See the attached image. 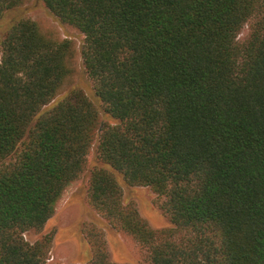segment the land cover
Here are the masks:
<instances>
[{"label":"trees","instance_id":"trees-1","mask_svg":"<svg viewBox=\"0 0 264 264\" xmlns=\"http://www.w3.org/2000/svg\"><path fill=\"white\" fill-rule=\"evenodd\" d=\"M25 0H0V17ZM83 36L94 94L59 95L74 46L21 18L0 40V264H45L34 243L97 139L88 206L150 264H264V0H41ZM249 35L237 36L244 25ZM49 106L48 108H46ZM100 131V133H99ZM124 186L147 187L172 228L154 230ZM87 264H114L103 233Z\"/></svg>","mask_w":264,"mask_h":264},{"label":"rangeland","instance_id":"rangeland-1","mask_svg":"<svg viewBox=\"0 0 264 264\" xmlns=\"http://www.w3.org/2000/svg\"><path fill=\"white\" fill-rule=\"evenodd\" d=\"M21 18L37 23L42 33L59 39H69L74 46V55L70 60L71 73L65 79L59 95L51 103L63 98L71 89L83 90L101 112L100 129L114 125L111 118L104 113L103 105L94 94L93 86L88 79L80 56L83 36L74 28L60 24L43 6L41 0H25L22 5L6 11L0 17V40L9 26ZM249 35L246 24L237 36V42L243 44ZM47 106L46 108H48ZM100 133V131H99ZM97 139L86 158L82 174L63 192L56 204L53 216L47 221L41 232H28L25 240L34 243L43 235H51L50 252L45 264H87L91 259V250L82 236L83 224L92 223L103 233L108 259L114 264H150L147 253L128 235L112 228L106 220L99 217L87 203V190L90 171L100 167L96 154ZM123 189V201L132 203L141 218L154 230L172 228L168 217L155 205V195L147 187H125L119 176Z\"/></svg>","mask_w":264,"mask_h":264}]
</instances>
